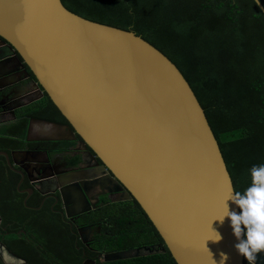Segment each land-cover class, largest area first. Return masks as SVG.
Here are the masks:
<instances>
[{"label":"water","instance_id":"95a60500","mask_svg":"<svg viewBox=\"0 0 264 264\" xmlns=\"http://www.w3.org/2000/svg\"><path fill=\"white\" fill-rule=\"evenodd\" d=\"M0 37L135 198L177 264H220L222 252L224 264H244L229 220H214L235 191L230 173L176 65L133 32L86 20L61 0H0ZM38 131L62 139L59 125L32 122L30 135Z\"/></svg>","mask_w":264,"mask_h":264},{"label":"flooded vegetation","instance_id":"af4514ba","mask_svg":"<svg viewBox=\"0 0 264 264\" xmlns=\"http://www.w3.org/2000/svg\"><path fill=\"white\" fill-rule=\"evenodd\" d=\"M11 49L0 37V264H124L136 258H111L165 254L135 198ZM34 121L61 126L62 139L32 137Z\"/></svg>","mask_w":264,"mask_h":264},{"label":"trees","instance_id":"16d2710c","mask_svg":"<svg viewBox=\"0 0 264 264\" xmlns=\"http://www.w3.org/2000/svg\"><path fill=\"white\" fill-rule=\"evenodd\" d=\"M61 1L86 20L133 32L176 65L205 111L234 190L243 191L249 170L264 164V14L255 1ZM166 251L124 264H177Z\"/></svg>","mask_w":264,"mask_h":264},{"label":"clouds","instance_id":"9594fccd","mask_svg":"<svg viewBox=\"0 0 264 264\" xmlns=\"http://www.w3.org/2000/svg\"><path fill=\"white\" fill-rule=\"evenodd\" d=\"M251 183L243 191H230L224 201L223 214L215 218L221 224L227 218L233 235L237 239L234 245L236 251L244 257L247 264H254L258 253H264V164L253 165L249 170ZM231 200L239 212L229 210L226 201ZM216 233L218 242L222 239ZM220 264L228 259L226 253H220ZM213 264L216 261L213 260Z\"/></svg>","mask_w":264,"mask_h":264}]
</instances>
